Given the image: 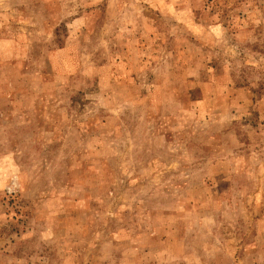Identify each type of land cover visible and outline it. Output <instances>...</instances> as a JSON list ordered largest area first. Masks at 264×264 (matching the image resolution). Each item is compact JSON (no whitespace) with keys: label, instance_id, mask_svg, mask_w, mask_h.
Listing matches in <instances>:
<instances>
[{"label":"rangeland","instance_id":"1","mask_svg":"<svg viewBox=\"0 0 264 264\" xmlns=\"http://www.w3.org/2000/svg\"><path fill=\"white\" fill-rule=\"evenodd\" d=\"M0 264H264V0H0Z\"/></svg>","mask_w":264,"mask_h":264}]
</instances>
